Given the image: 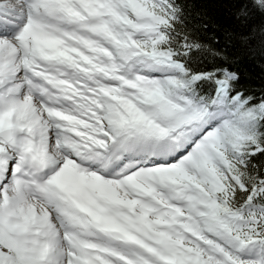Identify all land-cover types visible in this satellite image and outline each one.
Segmentation results:
<instances>
[{
  "label": "snow or ice",
  "instance_id": "1",
  "mask_svg": "<svg viewBox=\"0 0 264 264\" xmlns=\"http://www.w3.org/2000/svg\"><path fill=\"white\" fill-rule=\"evenodd\" d=\"M0 264H264V0H0Z\"/></svg>",
  "mask_w": 264,
  "mask_h": 264
}]
</instances>
